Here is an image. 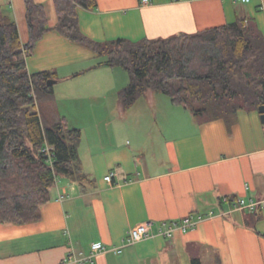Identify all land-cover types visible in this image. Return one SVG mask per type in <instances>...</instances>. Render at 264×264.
Masks as SVG:
<instances>
[{"label":"crops","instance_id":"crops-1","mask_svg":"<svg viewBox=\"0 0 264 264\" xmlns=\"http://www.w3.org/2000/svg\"><path fill=\"white\" fill-rule=\"evenodd\" d=\"M142 1L97 0L96 9H79L82 31L99 42H137L247 19L264 35V0H150L148 5ZM35 2L46 7L52 30L37 44L27 66L30 73L56 72L61 96H73L78 116L90 121L74 129L128 131L129 112L139 100L158 117L176 112L171 100L154 92L125 110L119 92L129 83L127 72L102 64L98 55L53 30L58 22L53 0ZM0 7L9 10L21 41L27 43L25 1L0 0ZM67 111V103H58L55 119L67 117ZM194 118L190 124L187 120L185 131H170L165 120L164 129L156 123L158 128L147 132L156 136L150 143L146 139L142 143L92 141L95 145L88 147V159L81 166L90 178L85 185L59 179L52 200L42 208L40 222L0 223V264H79L70 258L88 256L93 243L120 246L130 229L142 222L159 224L188 216L203 219L196 229L178 232L172 239L155 236L120 255L97 254L93 264H195L194 260L198 264H264L261 114L241 110L232 124ZM111 173L112 182H108L105 177ZM238 199L259 205L254 211L242 209L236 206Z\"/></svg>","mask_w":264,"mask_h":264},{"label":"trees","instance_id":"trees-1","mask_svg":"<svg viewBox=\"0 0 264 264\" xmlns=\"http://www.w3.org/2000/svg\"><path fill=\"white\" fill-rule=\"evenodd\" d=\"M24 1L27 43L9 10L0 7V223L6 225L40 222L59 177L82 186L90 179L80 163L82 131L63 117L50 126L41 111L40 101L53 99L48 81L57 75L30 73L27 59L52 28L43 4ZM53 1V30L128 73L119 92L125 110L148 92L162 93L195 117L230 124L239 111L264 106V35L247 19L193 34L99 42L84 34L79 18V9L94 10L97 0Z\"/></svg>","mask_w":264,"mask_h":264},{"label":"rangeland","instance_id":"rangeland-1","mask_svg":"<svg viewBox=\"0 0 264 264\" xmlns=\"http://www.w3.org/2000/svg\"><path fill=\"white\" fill-rule=\"evenodd\" d=\"M122 71H125L122 68H119ZM128 75V73H127ZM61 84L53 85L54 86V93H53V99L52 101L47 100H41L40 106L41 111L44 115L45 121H47V124L50 126H53L55 119V114L57 115L58 111V103L61 106H64L67 103V108H69V111H67V117L65 114H62L60 117L66 118L68 125L71 129H74L76 124L79 126V124H86L90 122L86 116H78L79 113H77V107L78 104L74 103L73 96H61V90L60 86ZM156 95H161L162 97H166V99L170 100L167 96L163 95L162 93H155ZM58 102V103H57ZM86 104V103H85ZM86 107L89 105H85ZM176 112L171 111L172 113L169 114V117L164 118V116H156L154 113L149 110L146 103L143 102V100H139V104L135 106L133 110H130V117L127 121L129 125L128 131H82L83 136V145L81 152L79 153L80 157V163L82 166V163L87 161L89 150L88 147L94 146V142H103L109 143L115 141H122V140H128L132 141L134 143H142L146 139L147 143H150L152 138H156V136L148 135L147 132L151 130V128H158L156 123L160 124L159 126L161 128H165V125H163L164 120L167 123V126L169 127L170 131H185L187 130V120L188 124H190V119L192 121L196 120V118L193 117L191 112H185V107L183 106H177ZM188 113V114H187ZM164 118V119H163ZM84 119V120H83ZM197 119L200 122L206 121L205 117H197ZM83 120V121H82ZM163 125V126H162ZM74 127V128H73ZM182 127V128H181ZM95 140V141H94ZM94 141V142H92ZM98 145V144H97ZM87 165V164H86ZM59 179H65V177H59ZM66 180V179H65Z\"/></svg>","mask_w":264,"mask_h":264},{"label":"built area","instance_id":"built-area-1","mask_svg":"<svg viewBox=\"0 0 264 264\" xmlns=\"http://www.w3.org/2000/svg\"><path fill=\"white\" fill-rule=\"evenodd\" d=\"M238 1L247 3L250 0ZM142 2L144 5L150 4V0H143ZM112 178L113 173L105 177V180L108 182H112ZM258 205L259 203L255 201H250L249 203H247L244 199H238L236 206L242 209H249L254 211L257 209ZM202 219L203 217L201 216L197 220L193 219L192 216H188L179 221H163L159 224H157L153 220H147L130 229L122 245L108 248L102 243H93L91 245L90 254L88 256L80 254L78 257L72 256L70 259L79 264H93L94 258L97 256V254L111 252L116 255H120L127 247L132 246L144 239L152 238L155 236H162L166 239H172L178 232H187L196 229L198 226V222Z\"/></svg>","mask_w":264,"mask_h":264},{"label":"water","instance_id":"water-1","mask_svg":"<svg viewBox=\"0 0 264 264\" xmlns=\"http://www.w3.org/2000/svg\"><path fill=\"white\" fill-rule=\"evenodd\" d=\"M56 83H57L56 79H52V80L48 81V84L51 85V86L55 85ZM259 113L261 114V120L264 123V106H261L259 108Z\"/></svg>","mask_w":264,"mask_h":264}]
</instances>
